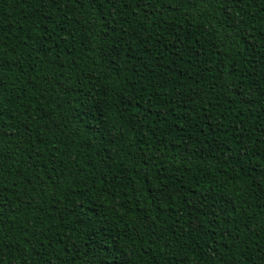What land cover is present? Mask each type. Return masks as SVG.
<instances>
[{"label":"trees","instance_id":"16d2710c","mask_svg":"<svg viewBox=\"0 0 264 264\" xmlns=\"http://www.w3.org/2000/svg\"><path fill=\"white\" fill-rule=\"evenodd\" d=\"M0 264H264V0H0Z\"/></svg>","mask_w":264,"mask_h":264}]
</instances>
